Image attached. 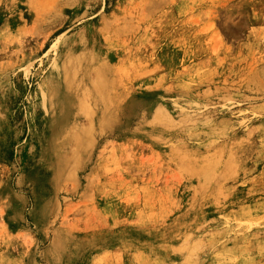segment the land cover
I'll return each mask as SVG.
<instances>
[{
	"label": "rangeland",
	"instance_id": "rangeland-1",
	"mask_svg": "<svg viewBox=\"0 0 264 264\" xmlns=\"http://www.w3.org/2000/svg\"><path fill=\"white\" fill-rule=\"evenodd\" d=\"M0 264H264V0H0Z\"/></svg>",
	"mask_w": 264,
	"mask_h": 264
},
{
	"label": "bare ground",
	"instance_id": "bare-ground-1",
	"mask_svg": "<svg viewBox=\"0 0 264 264\" xmlns=\"http://www.w3.org/2000/svg\"><path fill=\"white\" fill-rule=\"evenodd\" d=\"M69 67H70V66L67 65L65 69L71 72V69H70ZM93 86H94V85H93ZM43 96H44V95H43Z\"/></svg>",
	"mask_w": 264,
	"mask_h": 264
}]
</instances>
